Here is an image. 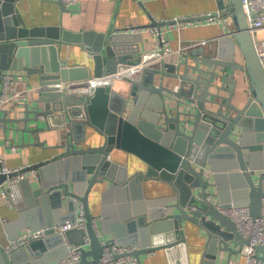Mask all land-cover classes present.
Segmentation results:
<instances>
[{
    "label": "water",
    "instance_id": "1",
    "mask_svg": "<svg viewBox=\"0 0 264 264\" xmlns=\"http://www.w3.org/2000/svg\"><path fill=\"white\" fill-rule=\"evenodd\" d=\"M17 1L0 0V93L2 76L11 71L36 76L38 93L30 102L14 103L12 110L0 103V128L5 140L22 135L18 146L60 152L21 172H35L37 186L30 177L9 182L15 175H0V183L9 182L2 189L10 191L14 205H23L19 220L4 227L9 241L18 238L12 235L17 228L47 230V238L13 252L0 243V264L58 263L67 257L69 244L83 246L82 264H98L104 242L110 241L101 238L109 232L105 223L112 221L117 242L134 247L139 262L141 255L184 243L186 223L206 232L208 264H217L220 252L230 258L236 254L232 242L248 245L236 223L219 210L247 205L254 218L264 210V64L243 0H216L235 28L191 51L195 66L161 60L151 68L142 67V56H135L140 50L135 38L141 41V32L133 37L27 27ZM198 20L202 18L183 21ZM64 43L88 48L93 72L60 61L58 46ZM242 73L249 80L247 97L237 87ZM122 78L129 82L126 95L114 90V82ZM165 79L179 84L170 87ZM26 133L36 140L26 144ZM42 134L48 139L42 141ZM51 137L56 143L47 148ZM99 139V145H92ZM120 150L139 157L145 168L131 175L127 165L111 159ZM156 181L175 195L144 200L143 183ZM99 189H104L101 229L95 228L98 219L90 207L91 194ZM127 192L133 205L121 214L123 223L117 217L108 220L106 199L116 195L119 200ZM78 204L85 209L86 229L58 233L55 228L66 222L74 225ZM125 228L133 238H123ZM256 250L264 261V247Z\"/></svg>",
    "mask_w": 264,
    "mask_h": 264
},
{
    "label": "crops",
    "instance_id": "2",
    "mask_svg": "<svg viewBox=\"0 0 264 264\" xmlns=\"http://www.w3.org/2000/svg\"><path fill=\"white\" fill-rule=\"evenodd\" d=\"M16 7L19 13L22 14L27 27L54 26L59 27L61 31H68L74 34L92 32L97 35H110L121 32L133 37L140 34L139 28H143L141 31L142 40L138 42V39L135 38V43H138V47H140L139 53H136L135 56H142V67L146 68L159 66L161 60L177 63L178 65H180V62H186L189 65L195 66L197 63L191 55V51L198 48H206L208 43L215 41L217 38L223 36V34L230 35L235 28L230 17L217 9L216 0H77L76 3L69 6L65 5L63 0H18ZM215 14L219 15V19L215 18V22H212L208 16ZM188 18H202V20L195 22L183 21ZM171 21L176 23H172ZM154 22H171L162 26L159 24L165 40L173 50L170 56L160 57L156 54V50L160 48L157 37L147 30ZM254 38L257 41L264 39V29L258 30L254 34ZM58 49L59 60L67 61V66L77 68L88 67L90 72H93L92 55L84 45L64 43L62 46H58ZM237 60L241 63L242 59L238 57ZM183 70L184 68L181 69V73ZM22 75L23 80L17 83V93L24 92L28 102H30L37 98V77L26 78L24 77V73ZM189 75L196 76V71L189 69ZM159 78L160 76H157L156 81H159ZM238 79V91L242 94L241 96L247 97L250 88L249 80L244 73L239 74ZM202 80L204 83L205 80ZM165 81L170 87L172 85L177 87L179 84L178 81L172 79H165ZM114 83V90L121 91L120 93L126 95L129 89L127 79H118ZM16 95L12 94L7 104L3 107L12 110L14 106L13 100ZM13 114L16 115L15 112ZM20 126L23 127V124ZM21 136L18 134V137L15 138L14 135H7L9 140H5L4 132L0 128V159H3L11 169L32 166V164L49 160L56 153L60 152L53 149L48 150L41 146H18L22 145ZM23 137L26 144L36 140V138L29 137L27 133ZM41 137L42 141L48 139L46 134H42ZM100 141L101 139L92 145H99ZM55 143V137H51L46 147L48 148ZM111 159L115 163L127 165L131 175L139 169H144L146 166L139 157L121 150L114 151ZM36 175L33 172L27 177H30L32 180L35 179L34 185L37 186ZM9 182L0 183V193H3L2 186L5 185L7 188ZM142 188L144 189V200L146 201L155 200L156 198L173 197L175 195V191L161 181L144 182ZM103 190L99 189L98 192L92 193L90 198L92 215L97 217L98 220L96 222L99 229H101L99 219L102 213L101 193H103ZM229 202V204L233 203L232 200H229ZM21 204L19 202V205L16 206L10 197H4L0 194V243L4 247H7L11 242L8 239L9 235L7 236L5 233L4 227L15 224L19 220L20 209L18 208L23 207ZM105 204L109 207L107 212L108 220L112 217H117L119 222L123 223L121 214L123 215L124 212H127L131 205H133V201L129 192H127L123 196L121 194L119 200L116 199V195L110 197V199L107 198ZM105 224H107L106 228L109 232L104 237L101 236V238L117 242L115 233L112 230L115 225L114 221ZM18 229H14L12 235H20L23 231L27 229L33 230L34 228ZM123 232L124 239L134 237L129 228H125ZM184 232V243L177 244L172 248L141 255V262L138 261L137 264L211 263V259L205 257L207 253L206 232L193 223H186ZM126 246L135 249L130 245ZM231 246L237 253L231 255L230 258L226 252H220L217 264H246V257L243 252L244 247L241 248L238 243L234 242L231 243ZM56 263L52 262V264Z\"/></svg>",
    "mask_w": 264,
    "mask_h": 264
},
{
    "label": "built area",
    "instance_id": "3",
    "mask_svg": "<svg viewBox=\"0 0 264 264\" xmlns=\"http://www.w3.org/2000/svg\"><path fill=\"white\" fill-rule=\"evenodd\" d=\"M64 4L69 6L77 2V0H63ZM243 8L245 9L249 26L252 29V34L258 32V30L264 29V0H243ZM212 22H215V17L208 16ZM219 19V17H217ZM178 21V20H175ZM181 22V20H180ZM139 32L143 28L138 29ZM151 34L157 37L159 43V50H156V54L160 57L170 56L173 50L165 40L162 31L159 27L152 26L147 28ZM254 44L256 46L257 55L264 64V39L257 41L254 38ZM23 80V75L18 72H7L2 76L1 81V93L0 103L6 105L10 96L17 93V83ZM27 97L24 92L17 93L13 100V103H25ZM26 167L22 168H9L3 159H0V175H15L10 182L20 181L27 178V174L21 173ZM33 173V172H32ZM35 173V172H34ZM4 197H9V193L3 189V193H0ZM77 219L74 225L70 221L66 222L58 228L56 231L62 235H65L69 230L86 229L85 209L82 204H78ZM219 210L227 217L231 218L236 223L238 232L244 239H248L249 244L244 247V256L246 257V264H264L261 259V254L257 252V247H264V210L260 217L254 218L250 213L248 206H227V208L219 206ZM96 223V222H95ZM95 228H98L97 224H94ZM47 236V230L45 229H27L15 240L5 247L7 252H13L20 249L34 240H40ZM84 243H89L88 236L85 237ZM83 246L69 244L68 255L66 258L60 260L56 264H82L81 253ZM135 249L128 247L124 244H119L115 240L104 242V249L100 262L98 264H137L138 259L133 256Z\"/></svg>",
    "mask_w": 264,
    "mask_h": 264
}]
</instances>
